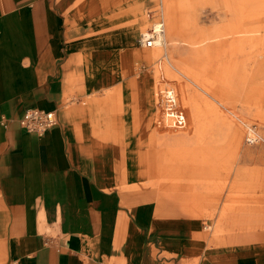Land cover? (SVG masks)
<instances>
[{"label":"crops","instance_id":"1","mask_svg":"<svg viewBox=\"0 0 264 264\" xmlns=\"http://www.w3.org/2000/svg\"><path fill=\"white\" fill-rule=\"evenodd\" d=\"M113 1L116 19L141 11ZM102 10L103 0H0V264H264V248L230 263L204 257L200 221L141 181L133 120L103 118V91L131 73L134 56L120 50L127 24L103 32ZM164 45L162 35L155 49ZM191 107L197 132L201 114ZM29 109L55 112L57 125L25 131L18 121Z\"/></svg>","mask_w":264,"mask_h":264},{"label":"rangeland","instance_id":"2","mask_svg":"<svg viewBox=\"0 0 264 264\" xmlns=\"http://www.w3.org/2000/svg\"><path fill=\"white\" fill-rule=\"evenodd\" d=\"M105 1L103 32L127 24L120 50L134 58L131 73L103 91V118L133 120L130 130L141 135V181L161 203L170 198L200 221L204 257L230 263L242 256L238 252L264 248V0H128L141 11L119 19L110 15L115 1ZM139 17L144 25L134 23ZM157 23L165 45L141 48L137 40ZM255 30L260 34L233 36ZM112 33L118 32H106ZM218 34L224 35L213 39ZM152 50L153 60L139 57ZM163 81L185 114L183 130L158 125ZM191 103L201 114L197 132L189 124ZM178 136L185 143L171 139Z\"/></svg>","mask_w":264,"mask_h":264},{"label":"built area","instance_id":"3","mask_svg":"<svg viewBox=\"0 0 264 264\" xmlns=\"http://www.w3.org/2000/svg\"><path fill=\"white\" fill-rule=\"evenodd\" d=\"M150 34L149 37L143 36L144 34H142L137 40L141 48L149 49L154 47L157 33L152 31ZM160 97V108L162 116L168 123L167 128H184L186 125L185 114L181 107H179L174 90L166 86L161 90ZM18 122L25 131L42 136L57 125V117L53 111L29 109L23 113ZM158 125H163L161 120H159Z\"/></svg>","mask_w":264,"mask_h":264},{"label":"bare ground","instance_id":"4","mask_svg":"<svg viewBox=\"0 0 264 264\" xmlns=\"http://www.w3.org/2000/svg\"><path fill=\"white\" fill-rule=\"evenodd\" d=\"M162 28V25L161 24H155L154 25V27L152 28V31L153 32H155V33H157V37L155 38V41H154V43H155V47H157V46H161V38H162V32H163V30L161 29ZM151 34L150 33H147V34H144L143 36H146V37H149ZM157 69L159 70H161V63L159 62L158 64H157ZM163 82H165L166 83V81H163ZM164 86H169L170 87V85L168 84V83H166ZM165 88V87H164ZM163 87L162 88H160V90L158 91L159 93H158V95H159V97H160V95H161V90H163L164 89ZM161 98V97H160ZM160 100V99H159ZM185 120H186V118H185ZM161 121H162V123H163V125L162 126H164L165 128H167V126H168V123H167V121L165 120V118L162 116V118H161ZM185 127H186V125H185ZM185 127L184 128H182V129H174V130H183V129H185ZM172 129V128H171ZM173 130V129H172ZM251 134V133H250ZM255 138H250V136H249V140H254ZM248 140V141H249Z\"/></svg>","mask_w":264,"mask_h":264}]
</instances>
